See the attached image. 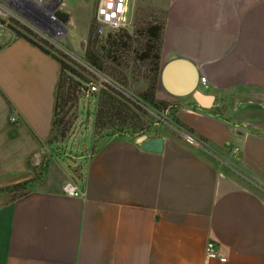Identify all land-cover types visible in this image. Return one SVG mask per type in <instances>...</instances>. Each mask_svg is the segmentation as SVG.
Here are the masks:
<instances>
[{
  "label": "crops",
  "instance_id": "0c3cea01",
  "mask_svg": "<svg viewBox=\"0 0 264 264\" xmlns=\"http://www.w3.org/2000/svg\"><path fill=\"white\" fill-rule=\"evenodd\" d=\"M136 4L163 17L161 70L175 58L192 62L211 105L159 81L176 128L149 134L164 139L161 152L92 133L73 164L81 195L64 194L67 173L44 175L13 200L0 193V264H264V0ZM61 9L70 19L64 0ZM0 30L2 188L33 178L38 156L52 154L60 65ZM207 241L225 262L205 256Z\"/></svg>",
  "mask_w": 264,
  "mask_h": 264
},
{
  "label": "rangeland",
  "instance_id": "374dc122",
  "mask_svg": "<svg viewBox=\"0 0 264 264\" xmlns=\"http://www.w3.org/2000/svg\"><path fill=\"white\" fill-rule=\"evenodd\" d=\"M64 2H66L68 8L70 9L72 16L70 19L68 16L66 22H63L58 18L63 24L59 35H40L38 33L40 30L33 26L32 22H30V20L25 15L16 11L10 5V3L6 2V0H0V5L10 12V14H0V18L6 21L13 19L33 30V32L37 33L41 38H43L45 43L41 41L40 43L44 47L50 49L55 54H63L68 64H70L74 70V73H68L70 88H73L74 91V94L71 95V99L66 105V118L70 122L69 129L65 138L59 141L58 144H55V147L52 148V154L48 157L49 159H47L45 155H41L40 157L38 156V164L34 166L37 167V171L42 172L43 170H41L40 166L44 161H46L45 170L43 171L44 174L39 176L41 178L44 175H49V177L57 180L56 178L60 179L64 173H67L71 175L69 177H72V179L76 180L80 178L82 173L78 163L76 165L73 164L78 159L77 157L81 156V154L84 155L85 145L89 150L91 134L93 133V137L95 138V136L99 133L102 134L107 131L109 132L119 127V125L115 124V122L114 126L111 125L113 122H109V124L102 129H95L94 124L96 123L97 126L100 124L99 118L96 116V112L99 108L98 95L100 94L101 90L110 91L109 88H112L113 91H118L119 93L123 94L127 98L128 102L131 103H129L131 106L134 103L144 110L148 116V118L146 117L147 119L145 120V123L148 126L146 129H151L149 131L150 134L156 132L155 128H152L156 124H160V127H157L161 128L163 132H175L176 128L170 125L169 121L164 116L166 115L164 113L165 108L154 109L147 107L143 104L140 98L141 92L147 88V82H145L144 78L141 77L143 74H147L145 62H142V60L138 59V55L141 54V50L145 44L144 40L147 38L145 33H141L139 31L140 26L144 25L145 23V19L142 17V15L140 16V9L142 7L139 4H136L134 16L132 18V24L137 27L135 28L136 31L130 34L132 38L129 40L128 46H125L123 49L117 52L118 60L122 57L129 60L126 68L130 73L131 78L127 82V89L123 90L115 85L109 77V74L111 73L109 68L105 72L98 71L87 65L83 57L85 49L89 46L90 37L95 38V40L97 39V43L95 42L97 46H103L106 44V39L109 36L117 34L120 32L119 30L122 29L109 32L106 34V36H99L97 33V24L94 16L97 0H64ZM56 4L57 0H55L53 6L55 15L56 12L59 11L67 14L61 9V7L55 8ZM92 24L95 26V32L93 33H91ZM0 32L2 33L1 30ZM77 73L81 74L82 77H78L76 75ZM101 77H104L107 80L104 84V88H102L99 92L87 94L86 88L89 83L98 81ZM155 95H157V93ZM156 98L161 100L157 96ZM132 112L138 113L137 109L134 107H132ZM139 131H141L139 127H136L134 130L135 133H139ZM135 136L138 135H133V137ZM40 184L36 183L35 187H40ZM12 196L13 194L10 193L7 197L10 199Z\"/></svg>",
  "mask_w": 264,
  "mask_h": 264
},
{
  "label": "trees",
  "instance_id": "16d2710c",
  "mask_svg": "<svg viewBox=\"0 0 264 264\" xmlns=\"http://www.w3.org/2000/svg\"><path fill=\"white\" fill-rule=\"evenodd\" d=\"M140 11V16L142 15V17L145 19L149 11L144 8H141ZM56 16L63 22H66L68 19V15L64 12H56ZM0 24L10 30L13 33L14 37L25 39L26 41L40 49L42 52L50 55L60 65L51 134L49 139L50 144H58L59 141L65 138L70 125L69 120L66 118V105L71 99V95L74 94V91L73 88H70L68 73H74V70L70 66V64H68L63 54H55L50 49L44 47L40 43V41L45 43L43 38H41L37 33L33 32V30L29 29L24 24H21L13 19L6 21L2 18H0ZM91 27V33L95 32L94 24H92ZM135 28L137 27L134 25V29L131 31L127 29L119 30L120 32H118L117 34L109 36L106 39V44L103 46H97V39L95 40V38L90 37L89 46L85 49L83 54L86 64L90 67L103 72H105L109 68L111 71V73L109 72V77L115 85L123 90L127 89V82L131 78L130 73L126 68L129 60L124 57L118 60L117 52L123 49L125 46H128V42L132 38L130 34L136 31ZM163 28L164 20L162 17V19H159L157 23H152L145 20L144 25H141L139 29V31L141 33H145L147 37L144 40L145 44L143 49L141 50L142 52L138 55V59L142 60V62H145L147 73L141 76L142 78H144V81L147 82V88H145L141 92L140 98L145 106L154 109L167 108L166 102L158 100L155 95L160 81L161 73L160 57ZM76 75L78 77H82L81 74L77 73ZM109 89L110 91L101 90L100 94L98 95L99 108L96 112V116H98L100 124L97 126V124L95 123V129H102L103 127L107 126L109 122H113L111 125L114 126L115 122V124H118L119 127L102 134L113 135L118 133V135L131 137H133V135L135 134H143V131L148 128L147 124L145 123V120L148 118L145 111L134 103L131 106V103L128 102L127 98L123 94L119 93L118 91H113L112 88ZM112 93H114L115 95ZM132 107L137 109L138 113L132 112ZM136 127H139L141 129L139 133L134 132ZM102 134L99 133L96 136H102ZM45 166L46 161L41 164V170L44 171ZM31 168L34 173L33 178L12 184L10 186L2 187L0 188V193H12L13 196L10 198V200H13L32 190L37 180L41 178L39 176L41 174H44V172L37 171L36 166H31Z\"/></svg>",
  "mask_w": 264,
  "mask_h": 264
},
{
  "label": "built area",
  "instance_id": "2783aa9c",
  "mask_svg": "<svg viewBox=\"0 0 264 264\" xmlns=\"http://www.w3.org/2000/svg\"><path fill=\"white\" fill-rule=\"evenodd\" d=\"M18 12L25 15L33 26L37 27L40 35L51 34L59 35L63 26L62 21L54 14L55 0H6ZM136 0H97L95 9V21L97 24V33L99 36H106L107 33L119 29L133 30L132 24L134 5ZM63 0H57L55 8H60ZM111 5V6H110ZM10 14L4 7L0 5V14ZM146 21L157 23L159 16L153 12H148ZM0 27L2 25L0 24ZM56 29V30H55ZM106 79L101 77L98 81L90 82L86 88V93L99 92L104 88ZM198 88L205 91L208 88L206 77L199 76ZM186 141L194 142L190 135H186ZM63 192L69 197L82 194V190L78 187L76 180L72 177L67 178L63 183ZM204 253L207 258H217L221 262H225L226 258L219 256L213 241H207Z\"/></svg>",
  "mask_w": 264,
  "mask_h": 264
},
{
  "label": "water",
  "instance_id": "95a60500",
  "mask_svg": "<svg viewBox=\"0 0 264 264\" xmlns=\"http://www.w3.org/2000/svg\"><path fill=\"white\" fill-rule=\"evenodd\" d=\"M82 47V44H81ZM199 72L195 65L187 59L175 58L168 61L161 70L160 83L170 94L184 96L191 94L201 107L211 105L212 96L198 88ZM135 141L144 151L161 152L164 139L161 136L150 138L147 133L135 137ZM195 144L199 145L197 142Z\"/></svg>",
  "mask_w": 264,
  "mask_h": 264
},
{
  "label": "flooded vegetation",
  "instance_id": "af4514ba",
  "mask_svg": "<svg viewBox=\"0 0 264 264\" xmlns=\"http://www.w3.org/2000/svg\"><path fill=\"white\" fill-rule=\"evenodd\" d=\"M159 123V122H158ZM157 126H160V124H157V125H154L152 128H156ZM151 129H145L144 131H143V133H147L148 135L150 134L149 133V131H150Z\"/></svg>",
  "mask_w": 264,
  "mask_h": 264
},
{
  "label": "snow or ice",
  "instance_id": "6c2138e0",
  "mask_svg": "<svg viewBox=\"0 0 264 264\" xmlns=\"http://www.w3.org/2000/svg\"><path fill=\"white\" fill-rule=\"evenodd\" d=\"M111 6V5H110Z\"/></svg>",
  "mask_w": 264,
  "mask_h": 264
}]
</instances>
